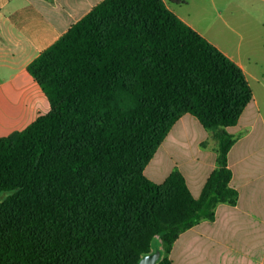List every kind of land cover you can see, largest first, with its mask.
<instances>
[{
	"label": "trees",
	"instance_id": "trees-1",
	"mask_svg": "<svg viewBox=\"0 0 264 264\" xmlns=\"http://www.w3.org/2000/svg\"><path fill=\"white\" fill-rule=\"evenodd\" d=\"M50 110L0 137V264H139L237 205L227 154L253 98L241 67L163 0H103L27 66ZM191 114L216 142L194 198L144 169ZM205 144V143H203Z\"/></svg>",
	"mask_w": 264,
	"mask_h": 264
},
{
	"label": "crops",
	"instance_id": "crops-1",
	"mask_svg": "<svg viewBox=\"0 0 264 264\" xmlns=\"http://www.w3.org/2000/svg\"><path fill=\"white\" fill-rule=\"evenodd\" d=\"M102 1L0 0V137L24 129L49 112V100L27 66ZM163 1L237 63L246 79L264 81V71L258 69L264 62V0ZM204 20L207 26L202 25ZM210 29L217 30L216 34ZM246 38L253 41V49L243 53L241 43ZM252 61L253 72L249 69ZM227 131L237 138L227 161L238 203L219 204L213 221H202L183 232L170 253L172 264H264V118L254 94ZM216 148L197 118L185 114L160 144L144 174L163 183L177 169L192 196L198 198L216 168ZM256 193L263 194L258 203Z\"/></svg>",
	"mask_w": 264,
	"mask_h": 264
},
{
	"label": "rangeland",
	"instance_id": "rangeland-1",
	"mask_svg": "<svg viewBox=\"0 0 264 264\" xmlns=\"http://www.w3.org/2000/svg\"><path fill=\"white\" fill-rule=\"evenodd\" d=\"M202 25L207 26L206 20H204L202 22ZM210 31H212V34H216V32H217V30H214V29H210ZM252 44H253V41L249 42L247 38L244 39L241 43L242 52L244 53L245 50H246V53L251 52V50L253 49ZM249 67H250L249 69L253 72V61L249 63ZM258 69L260 71H264V62L261 61L260 67H258ZM247 79H248L249 84L253 90L254 97L258 102V107L260 109V112L264 118V81H254L251 77H247ZM263 80H264V75H263ZM254 115L255 114H253V116ZM262 195L263 194H261V193H258V194L256 193L255 201L257 203L262 198ZM159 243H160V239L158 237H156L152 242V250H154V251L157 250Z\"/></svg>",
	"mask_w": 264,
	"mask_h": 264
},
{
	"label": "water",
	"instance_id": "water-1",
	"mask_svg": "<svg viewBox=\"0 0 264 264\" xmlns=\"http://www.w3.org/2000/svg\"><path fill=\"white\" fill-rule=\"evenodd\" d=\"M161 257V251L160 250H156L155 252L144 256L139 264H156L157 261L160 259Z\"/></svg>",
	"mask_w": 264,
	"mask_h": 264
}]
</instances>
